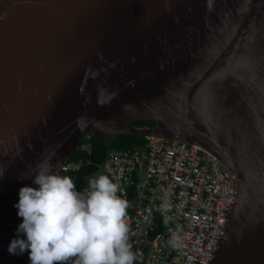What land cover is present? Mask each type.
Segmentation results:
<instances>
[{
  "label": "water",
  "instance_id": "water-1",
  "mask_svg": "<svg viewBox=\"0 0 264 264\" xmlns=\"http://www.w3.org/2000/svg\"><path fill=\"white\" fill-rule=\"evenodd\" d=\"M195 145L236 178L210 264H264V0H0V264L22 185L78 140Z\"/></svg>",
  "mask_w": 264,
  "mask_h": 264
},
{
  "label": "built area",
  "instance_id": "built-area-1",
  "mask_svg": "<svg viewBox=\"0 0 264 264\" xmlns=\"http://www.w3.org/2000/svg\"><path fill=\"white\" fill-rule=\"evenodd\" d=\"M82 165L67 161L60 173ZM100 168L128 201L125 222L134 264L211 263L236 202L237 184L215 156L195 145L147 138L132 149L109 151ZM165 202L167 209L161 207ZM173 233L180 238L177 246L170 242Z\"/></svg>",
  "mask_w": 264,
  "mask_h": 264
},
{
  "label": "clouds",
  "instance_id": "clouds-1",
  "mask_svg": "<svg viewBox=\"0 0 264 264\" xmlns=\"http://www.w3.org/2000/svg\"><path fill=\"white\" fill-rule=\"evenodd\" d=\"M29 178L35 187L20 186L13 205L21 220L6 246L10 255L27 251L28 264H133L136 257L125 222L128 201L117 194L123 189L109 176L91 177L86 192L77 191L70 177L47 163L31 177L17 176ZM179 240L173 233V246Z\"/></svg>",
  "mask_w": 264,
  "mask_h": 264
},
{
  "label": "trees",
  "instance_id": "trees-1",
  "mask_svg": "<svg viewBox=\"0 0 264 264\" xmlns=\"http://www.w3.org/2000/svg\"><path fill=\"white\" fill-rule=\"evenodd\" d=\"M144 140L134 136L121 135L113 138L106 144H100L94 137L85 136L78 140V151L68 161H83L78 170L62 172L61 176H68L73 180L77 191H82L88 187L90 176L98 171L99 165L104 161L107 153L111 150L132 149L140 146ZM82 145H87L85 151L79 149ZM134 264V263H133Z\"/></svg>",
  "mask_w": 264,
  "mask_h": 264
},
{
  "label": "rangeland",
  "instance_id": "rangeland-1",
  "mask_svg": "<svg viewBox=\"0 0 264 264\" xmlns=\"http://www.w3.org/2000/svg\"><path fill=\"white\" fill-rule=\"evenodd\" d=\"M84 137H85V136H84ZM99 174H105L104 171H103L101 168L97 171L96 174L90 176V178H91V177H94V176H97V175H99ZM90 178H89V179H90ZM88 182H89V181H88Z\"/></svg>",
  "mask_w": 264,
  "mask_h": 264
},
{
  "label": "bare ground",
  "instance_id": "bare-ground-1",
  "mask_svg": "<svg viewBox=\"0 0 264 264\" xmlns=\"http://www.w3.org/2000/svg\"><path fill=\"white\" fill-rule=\"evenodd\" d=\"M226 169V168H225ZM226 170H228V169H226Z\"/></svg>",
  "mask_w": 264,
  "mask_h": 264
}]
</instances>
